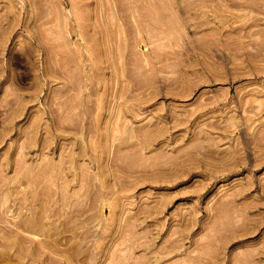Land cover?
<instances>
[{
    "label": "rangeland",
    "instance_id": "374dc122",
    "mask_svg": "<svg viewBox=\"0 0 264 264\" xmlns=\"http://www.w3.org/2000/svg\"><path fill=\"white\" fill-rule=\"evenodd\" d=\"M0 264H264V0H0Z\"/></svg>",
    "mask_w": 264,
    "mask_h": 264
}]
</instances>
